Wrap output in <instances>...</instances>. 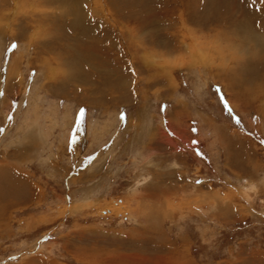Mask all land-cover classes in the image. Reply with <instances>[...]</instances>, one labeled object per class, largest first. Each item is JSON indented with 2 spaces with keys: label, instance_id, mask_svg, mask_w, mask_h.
Here are the masks:
<instances>
[{
  "label": "rangeland",
  "instance_id": "1",
  "mask_svg": "<svg viewBox=\"0 0 264 264\" xmlns=\"http://www.w3.org/2000/svg\"><path fill=\"white\" fill-rule=\"evenodd\" d=\"M0 264H264V0H0Z\"/></svg>",
  "mask_w": 264,
  "mask_h": 264
}]
</instances>
